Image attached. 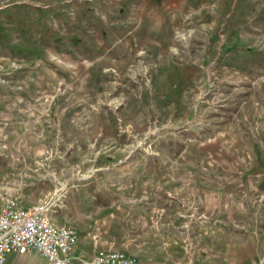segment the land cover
I'll return each mask as SVG.
<instances>
[{
	"label": "rangeland",
	"instance_id": "obj_1",
	"mask_svg": "<svg viewBox=\"0 0 264 264\" xmlns=\"http://www.w3.org/2000/svg\"><path fill=\"white\" fill-rule=\"evenodd\" d=\"M1 97L0 188L102 248L264 234V0H0Z\"/></svg>",
	"mask_w": 264,
	"mask_h": 264
},
{
	"label": "crops",
	"instance_id": "obj_2",
	"mask_svg": "<svg viewBox=\"0 0 264 264\" xmlns=\"http://www.w3.org/2000/svg\"><path fill=\"white\" fill-rule=\"evenodd\" d=\"M10 101L12 100L0 98V112L10 110L12 104ZM11 152L12 156L14 154L13 147ZM14 158L16 160L13 162H17V160L24 158V155L23 153L21 155L16 153L13 155ZM10 179L14 186L7 185L9 187H6V190L0 188L2 192L14 193L19 196L25 206H31L42 201L44 196L42 192L37 191V194L30 196V194L27 195L26 188L29 186H23L20 189L17 187L19 182L24 183L25 181L22 173H12ZM69 205V209L72 210L71 213L75 214L74 206ZM51 219L57 226L72 225L79 232L78 241L72 248L73 264H81V258H91L99 249H111L102 248L106 246V242L89 231L94 226L93 221L83 223V221L72 220V224H69L68 221L57 219L53 213H51ZM220 227L222 228L221 224ZM165 244V248L151 247V251L145 248V254L141 250H135L134 253L128 249L118 250L136 256L137 264H264V234L258 235L257 232L237 230V232L232 233V231L223 232L222 229L218 230L217 228L211 232V235L197 238V252L193 255L185 251L181 238H170ZM167 244L169 245L167 246ZM154 249L159 250L154 251ZM114 250L117 249L114 248ZM4 264H48V261L36 249H30L25 253L12 250L7 254Z\"/></svg>",
	"mask_w": 264,
	"mask_h": 264
},
{
	"label": "built area",
	"instance_id": "obj_3",
	"mask_svg": "<svg viewBox=\"0 0 264 264\" xmlns=\"http://www.w3.org/2000/svg\"><path fill=\"white\" fill-rule=\"evenodd\" d=\"M59 195H52L31 206H25L15 194L0 191V264L16 250L25 253L36 249L48 264H73L72 248L79 238L77 228L57 226L51 212L58 205ZM136 256L121 250L99 249L81 264H137Z\"/></svg>",
	"mask_w": 264,
	"mask_h": 264
},
{
	"label": "bare ground",
	"instance_id": "obj_4",
	"mask_svg": "<svg viewBox=\"0 0 264 264\" xmlns=\"http://www.w3.org/2000/svg\"><path fill=\"white\" fill-rule=\"evenodd\" d=\"M64 189V188H63Z\"/></svg>",
	"mask_w": 264,
	"mask_h": 264
}]
</instances>
